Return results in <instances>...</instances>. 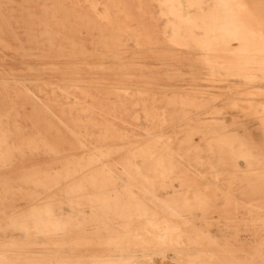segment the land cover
Returning a JSON list of instances; mask_svg holds the SVG:
<instances>
[{
  "label": "rangeland",
  "instance_id": "rangeland-1",
  "mask_svg": "<svg viewBox=\"0 0 264 264\" xmlns=\"http://www.w3.org/2000/svg\"><path fill=\"white\" fill-rule=\"evenodd\" d=\"M199 1L201 6L192 0H0V108L4 109L6 117L13 118L15 127L12 128L26 132L46 129L56 131L52 133L58 135L53 139L55 148L48 150L47 154L13 155L16 160L12 159L11 166L4 169L12 176L7 180L8 186L12 188L18 184L23 188L31 187L32 191L13 195L0 185V200L5 198L0 205V216L37 205L30 215L0 218V243L9 248L0 249V264L32 262L8 255L13 253H26L31 258L34 254L45 253L36 258L44 264H99L100 261L110 264H182L178 253L158 248L162 240L172 248L170 242L175 239L166 240L167 236L163 239L162 234L152 230L151 234L147 233L151 224L148 221L146 224L136 222L142 219L139 214L129 218L125 216L130 232L126 237L131 240L130 244L117 237L110 248L93 249L92 242L70 239L89 237L98 230L94 226H108V222L114 225L116 221L107 210L120 203H132L135 214V210L140 208L137 206L140 180H144L149 189H159L157 192L161 197L182 189L180 178H172L169 173L174 163L171 147L175 143V148H178L179 136L182 142L190 140L193 148L202 146L201 150H204L208 139L215 137L211 148L216 150L220 161L217 167L220 169L230 165L229 158H237L235 164L241 168L246 169L247 164L250 169L256 168L257 164L244 156L249 150L243 139L249 141L256 152L264 144L261 120L264 117V94L261 90L264 89V58H261L264 52L254 50L259 46L255 41L260 37L257 32H252L248 40L243 41V29L250 32L254 21L247 23L245 28L238 22L241 15L250 14L253 4L224 5V0ZM201 8L204 14L200 12ZM220 26L231 27L221 29ZM177 37L179 39L176 40ZM211 41L215 47L210 45ZM210 46L221 52L210 49ZM228 59L238 62L233 61L232 64ZM239 60L243 64H239ZM177 96L181 98L178 102L175 100ZM163 110L166 113L161 116ZM9 118L4 120L6 130L9 129ZM252 118L258 123L250 121ZM163 119L167 120L166 125H162ZM237 121H245L254 137L258 138L261 133L260 140L253 144L248 134L242 138L222 137L224 132L236 129L234 123ZM221 124L226 126L223 131L221 128H214L213 132L196 130H204L206 125ZM77 130H84L86 134L84 143L80 137L83 145L79 147L68 143L75 139L64 136L68 131L77 137ZM238 130L244 131L243 128ZM93 131H98L100 136L101 176L116 180V184L107 188L101 181L100 188H106L97 195L101 198L100 207L94 210V214L87 204L88 197H85V216L81 213L76 216L77 209H80L76 207V195L68 196L72 199L70 206L64 204L59 195L54 202L55 213L62 215L68 212L74 216L56 217L50 206H45L51 202V189L27 183L20 174L46 162L40 172L43 177L54 176L64 161H75L67 155L82 152L85 158L92 157ZM40 141L44 149L48 148V139ZM29 146L34 145H26ZM110 161L114 163L112 171L107 163ZM126 167L132 168L128 170ZM182 169H176L174 176L186 174ZM128 172V177L136 178L132 186L122 181ZM248 172L240 175L249 178ZM250 173L260 181L261 218H246L255 209L251 207L240 210L238 215L239 218L244 216L245 221L264 225V169ZM170 177L172 185L169 186L167 178ZM214 178L207 177L210 180ZM54 188L57 190L61 186ZM185 189L189 188L185 186ZM196 193L186 195L196 196ZM199 196L214 201L215 194L205 191ZM218 203L222 204V201ZM209 210L217 211L214 208ZM116 213L124 216L119 207ZM201 213L193 214L202 216ZM184 214L193 219L187 211ZM210 214L211 224L199 223L205 232L213 236L234 234L230 228H219L216 224L218 220L227 218L217 212ZM32 220L52 237L30 240L35 237L29 230L32 225L28 222ZM177 222L180 219L171 218L167 223L177 224L182 237L189 239L198 235L192 232L194 228ZM55 225L59 226L57 230ZM59 231L61 236L52 240ZM258 235L264 237V231ZM153 236H158L157 241L151 240ZM240 236L244 239L251 237L247 232ZM26 240L28 243L24 244ZM41 245L43 249L39 248ZM183 249L181 247L177 251L188 261L190 251ZM71 251L74 252L73 257ZM55 252L59 253L57 257L50 256ZM249 252L264 263L263 248Z\"/></svg>",
  "mask_w": 264,
  "mask_h": 264
},
{
  "label": "crops",
  "instance_id": "crops-1",
  "mask_svg": "<svg viewBox=\"0 0 264 264\" xmlns=\"http://www.w3.org/2000/svg\"><path fill=\"white\" fill-rule=\"evenodd\" d=\"M9 117H6L4 109L0 108V185L4 186V191L9 192L13 195H17L19 192L22 193L25 190H28V192L29 190L32 191V188H23L18 184L13 185L11 188V186L7 185V180L12 178V176L5 172L4 169L11 166L9 164H11L12 159L16 160V157L13 158V155L18 154L24 157L27 155V153L47 154L48 152H50L48 150H53L55 148V141L53 139L58 137V135H53L52 132L56 131L51 132L50 130L46 129H38L26 132V130L22 131L20 129L12 128L14 126L13 118L11 116ZM6 118H9V129L7 130L4 127V120ZM250 121L256 120L252 118V120ZM221 122L227 123L223 120H221ZM234 125L236 126V129L224 132L222 137L231 136L242 138L246 134H248V136H251L253 144L257 143L260 140L261 133L258 138L254 137L247 129V124L245 121H237L236 123H234ZM225 127L226 126L224 124H221L220 126L206 125L204 127V130H202L203 128H198L196 130L213 132L214 128H221V131H223V128ZM239 128H243V132L247 133L239 131ZM257 129L260 130L258 124ZM76 134L77 137L72 134L70 135L67 131L64 136L75 139L73 140V142L68 141V143L70 142L71 144L76 145L73 146L79 147L78 145L80 144L82 146L85 142L84 138L86 137V134L84 130H77ZM80 137H83L84 141L81 140L83 143L80 141ZM87 137L90 138L89 136ZM43 138L48 139L47 142L49 146L46 149H44L40 144V139ZM171 138H173V140L175 141L173 136ZM92 139V157L85 158V156L82 155V152L80 154L73 153L67 155V157L72 156L75 161H64V163H62V167L59 169V171H57V175L50 176L49 174V176L43 177V173L40 172V170H42L46 162L39 163L32 170L20 174L21 178L26 180L27 183L41 185L44 188L51 189V202L50 204L45 206H50L51 212L55 214L56 217L74 216V214H70L68 212L62 215H58L55 213L56 209H54V202L55 198H57L59 195L62 196L61 201L64 202V204H67V206H70L69 202L72 200L69 199L68 196L76 195V207H80V209H77L76 216H80V213L81 215L85 216V197H88L87 204L89 207H92V213L94 214V210L100 207L101 198L97 196L100 194V190L116 184V180L111 178L105 179L101 176V161L99 157L100 136L98 131L97 133L96 131H93ZM181 140L182 139L179 136L178 148H175V143L171 147L174 163H172L171 171H169V173L173 175L172 178H180L182 189L177 190V192L170 196L161 197L157 192L159 189H149L146 186L145 181L140 180V194L138 199L139 203L137 202V206H139L140 208L136 209V213L133 214L134 210L132 208V203L130 205L128 202H125L124 204L120 203L119 206L115 205V207H111L113 211L111 210V208L108 209L107 211L111 212L110 216L113 217L112 219H114L116 223H114L113 225L111 224V222H108L110 223V225L108 226H94L97 227L98 230H94L92 233L93 235H89V237H87V239L91 240H89V242L94 243L91 248H110V245H113V243H115L113 241L117 237L124 238L123 243L130 244L131 240L126 237V235L130 232L128 231L127 224H125V218L133 217L139 214L141 218L147 219V221L151 224V227L148 229L147 233L151 234L150 230H152V232L162 234L163 239L166 236L173 237L175 239L174 241L170 242L172 248L168 246V243L165 240L159 242L158 248H160L161 250H173L174 253H178V255L181 257H179V260L182 264H185L186 260H184L177 251V249L180 250L181 247L188 248L190 251L188 261H186L187 264H264L263 262H260L259 259L254 258L253 253L249 252L250 250L258 248L264 249V237H259L258 235L261 231H264V225H256L254 221H245L246 218H261L260 201L262 199V195L260 192L259 179H257L256 176H250L251 173L248 172L250 168L248 167L247 162L241 157L240 158L243 159L247 164V168L245 167L246 169L241 168L242 166L240 165V167L239 165H237V163L235 164V160L237 158H229L230 165L224 166L223 169L217 167L219 166L220 162L219 157L216 153L215 148H211V146H214L213 143L215 141V137H212L206 141L204 150H201L202 146L193 148L190 140H187L186 142H182ZM194 142L195 141H193V143ZM243 142V144L246 145L247 149L249 150L248 153L244 154V156L248 161H251V163L257 164L256 168L252 167L251 169L255 171L264 169V162L262 161V156L264 155V144L261 145L260 150L256 152L255 149L252 148V145L249 141L243 139ZM29 143L33 144L34 146L26 147V145H28ZM202 153L205 154L204 157L202 156ZM184 155L186 156L183 157ZM107 163L108 166H110L109 170L112 171V165L114 164L113 161ZM131 168L132 167H126V169L128 170H131ZM179 168H183L182 170L186 174L174 176L176 169ZM244 171L248 172L249 178H246V176L244 175H240V173H244ZM126 174L127 177H124L122 181L123 183H125V185L132 186V181L136 178L133 179L132 177H128L129 172ZM235 174L237 175L236 177ZM221 175L223 176L222 179ZM227 175H229L228 178H226ZM207 177L215 178L214 180H210L207 179ZM172 178H167L169 180V186L172 185ZM102 180L106 183V187L103 189L100 188ZM57 185H60L61 188L56 190L54 186ZM185 186H187L190 190L185 189ZM131 191L132 189H130V192ZM205 191L215 194L214 201L209 199L206 200L202 196H199L201 192ZM189 192H197V195H186ZM126 200L127 199H125V201ZM4 201L5 198L3 197L0 200V205H3ZM219 201H222V204L218 203ZM40 203L43 202L41 201ZM35 205L37 204L31 205L24 211L15 212L12 215L6 213L3 216H0V218L9 217L12 219L20 214L30 215L32 208ZM63 205L61 206L64 207ZM108 206L110 207L109 203ZM117 207H119L120 210L124 213V216L116 213ZM246 207L255 208L257 212H255V209H252V211H250L251 214L249 213L248 217L244 218V216H242L243 218H239V211L242 209H246ZM210 208H214L216 210L218 208V210L215 212H217L220 216L227 218V220L225 221H217L216 224H218L219 228H230L232 233L234 234L230 236L219 234L217 236H213L210 233L205 232V230L201 228V225H199V223H201L202 221H205L207 225L211 224L212 214L210 213L214 211L209 210ZM229 210H232V212H229ZM185 211H187L188 214H192L191 217H193V219L187 216V214H184ZM208 211H210V213ZM197 212H202V216H200V214H193ZM229 213H232V215H230ZM114 214L118 215V217ZM171 218L180 219V222L177 223L194 228L192 232L198 235H196L194 238L189 239L182 237L180 235V230H178L180 228L177 229L176 227L177 224L167 223L171 220ZM117 225H119L120 227H118ZM131 232V234L133 235V231ZM243 232L249 233L251 237L249 239L242 238L240 234ZM251 254L253 258H251Z\"/></svg>",
  "mask_w": 264,
  "mask_h": 264
},
{
  "label": "bare ground",
  "instance_id": "bare-ground-1",
  "mask_svg": "<svg viewBox=\"0 0 264 264\" xmlns=\"http://www.w3.org/2000/svg\"><path fill=\"white\" fill-rule=\"evenodd\" d=\"M192 1H194V4L195 5H197V6H201V4H202V2H200L199 0H192ZM223 4L224 5H251V4H253L252 5V7H251V10H249L250 11V14H248V15H245V14H243V15H241V18L240 19H238V20H240V21H238V22H241V23H239V24H241L242 26H243V28H245V27H248L247 26V23H250V22H253L254 21V25L253 24H251L252 26V28H250V32H249V30H245V29H243V31H242V34L244 35V38H243V41L245 42V41H247L248 40V38H249V35L252 33V32H257L258 33V35H260V37L258 36L256 39H255V41H256V44L257 45H259V46H257V47H255V49L254 50H257V52L259 51V52H264V0H224L223 1ZM231 7V6H230ZM202 14H204V11L202 10V8H201V11H200ZM197 15V14H196ZM238 26V25H237ZM231 27V26H230ZM230 27H228V26H220L219 28H221V29H225V28H230ZM235 28H237L236 26H235ZM217 30V29H216ZM235 30H237V29H235ZM255 30V31H254ZM256 30H258V31H256ZM215 31V30H214ZM228 31V30H227ZM220 32V31H219ZM224 32V31H223ZM238 32V31H237ZM213 33H215V32H213ZM218 33V32H217ZM218 35V34H217ZM222 35H224V34H222ZM214 36L215 37H217L215 34H214ZM220 36H221V32H220ZM225 36V35H224ZM219 38V37H218ZM177 39H179V37H177L176 38V40ZM226 39V38H225ZM239 39V38H238ZM250 40V39H249ZM226 40H224L223 42L224 43H226L225 42ZM229 42V41H228ZM252 42V41H251ZM213 43H214V41H213ZM230 43V42H229ZM247 43V42H246ZM231 44V43H230ZM239 44V43H238ZM244 44V43H243ZM255 44V45H256ZM210 45L211 46H213V44H212V41H211V43H210ZM233 45V44H232ZM254 45V44H253ZM210 46V47H211ZM222 46V45H221ZM228 46V43H227V45L225 44V47H227ZM237 46V45H236ZM235 46V48H237ZM241 47L243 46L242 44L240 45ZM247 46H249V45H247ZM213 47H215V45L213 46ZM230 47V46H229ZM240 47V48H241ZM219 48V47H218ZM235 48H234V51H235ZM243 48V47H242ZM210 49H215V48H210ZM222 49H223V47H222ZM215 50H217V49H215ZM248 50H251V49H249L248 48ZM218 51V50H217ZM220 52H221V50H219ZM218 51V52H219ZM223 52H226V51H223ZM252 52V51H251ZM228 53V52H227ZM244 53V52H243ZM249 53V52H248ZM256 53V52H255ZM250 54V53H249ZM228 55H229V53H228ZM234 55V54H233ZM237 55V53L235 54V56ZM244 56H245V54H243ZM232 56V55H231ZM235 56H233V57H235ZM242 56V55H241ZM264 56V55H263ZM213 57H215L214 56V54H213ZM250 57V56H249ZM253 57H255V56H253ZM208 58H210L209 56H208ZM211 58H212V56H211ZM210 58V59H211ZM227 58H230V57H227ZM232 58V57H231ZM261 58H264V57H262L261 56ZM234 59H236V58H234ZM244 59V58H243ZM247 59H249V58H247ZM246 59V60H247ZM256 59H257V57H256ZM241 60V59H240ZM239 60V61H240ZM264 60V59H263ZM211 61V60H210ZM227 61V60H226ZM228 61H229V59H228ZM234 62L236 61V60H233ZM233 61H229L230 63H234ZM245 61V60H244ZM248 61V60H247ZM238 61H236L235 63H237ZM251 61H249L248 63H250ZM262 62V61H261ZM242 62L240 61L239 62V64H241ZM255 63V62H254ZM243 64V63H242ZM262 64V63H261ZM264 64V63H263ZM246 65V64H245ZM259 65V64H258ZM227 67V66H226ZM231 68V67H230ZM252 68V67H251ZM255 80V79H254ZM264 80V79H263ZM252 88V87H251ZM248 89H249V87H248ZM262 90V92H263V94H264V89H261ZM241 91V90H240ZM244 91V90H243ZM242 91V92H243ZM156 95V94H155ZM179 99H181L179 96H177V97H175V100H176V102H178L179 101ZM186 99V98H185ZM154 100H158L157 98H154ZM189 101V100H188ZM257 112H260V111H257ZM165 113H166V111L165 110H163V111H161V113H160V115L161 116H164L165 115ZM261 120H262V123L264 124V117L263 118H261ZM167 122V120L166 119H163L162 120V125H166L165 123ZM168 123V122H167ZM246 158V157H245ZM247 159V158H246ZM161 162H162V160H161ZM163 164V163H162ZM250 171H255V170H252V169H250L249 170V172ZM217 204V203H216ZM222 209V208H221ZM217 210H218V208H217ZM215 212V211H214ZM141 221V222H140ZM136 222H138V223H141V224H146L147 223V220L146 219H138ZM135 222V223H136ZM28 223H30L32 226L31 227H29V230L31 231V233H33L34 235H35V237H33V238H28V239H30V240H41L42 238H51L52 237V235L50 234V235H47L46 234V231L44 232L43 230H41V229H39L38 227H37V225L35 224V222L32 220L31 222H28ZM133 223V222H132ZM58 224V223H57ZM131 225V224H130ZM59 226L58 225H55V229L57 230V228H58ZM93 231V230H92ZM60 232L61 231H59V232H57V233H59V234H57V235H54V237L52 238V240L53 239H56V237L57 236H61L60 235ZM91 232V231H90ZM89 232V233H90ZM47 233H48V230H47ZM93 233V232H92ZM151 233V232H150ZM46 234V235H45ZM90 235H93V234H90ZM91 238V237H90ZM147 238H149V237H147ZM172 237H166V240H170ZM76 239H79V240H83V241H85V242H89V240L90 239H87V238H84V237H81V238H77V237H75V238H71L70 240L72 241V240H76ZM157 239H158V236H153V237H151V240L152 241H157ZM93 240V239H92ZM95 240V239H94ZM91 241V240H90ZM97 241H98V239H97ZM18 242V241H17ZM19 243V242H18ZM24 244H26V243H28V241L26 240L25 242H23ZM3 242H1L0 243V249H6L7 247H5V246H3ZM41 244H42V241H41ZM26 248L28 249V248H31V246L29 247H27L26 246ZM39 248L40 249H43V247H42V245L41 246H39ZM7 249H9V248H7ZM101 249V248H100ZM13 250V249H12ZM187 250H189L188 248H184L183 249V251H187ZM43 254H45V253H38V254H34L33 255V257L31 258V256H28V254H22V255H16L15 253H13V254H8V255H13L14 257H19L18 259H22V260H32V262H23V263H21V264H44L42 261L41 262H39V260L38 259H36L38 256H40V255H43ZM70 254H71V256L73 257V254H74V252H70ZM59 255V253H54L53 255L51 254L50 256H54V257H57ZM9 262H11V261H9ZM80 264H85V263H80ZM99 264H110V262L108 263V262H106V261H103V262H99Z\"/></svg>",
  "mask_w": 264,
  "mask_h": 264
}]
</instances>
